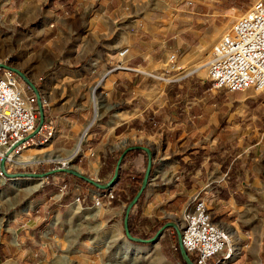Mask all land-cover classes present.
Masks as SVG:
<instances>
[{
    "label": "crops",
    "instance_id": "0c3cea01",
    "mask_svg": "<svg viewBox=\"0 0 264 264\" xmlns=\"http://www.w3.org/2000/svg\"><path fill=\"white\" fill-rule=\"evenodd\" d=\"M254 1L0 0V63L21 72L50 100L56 115L53 153L81 141L70 165L79 174L58 170L34 178L45 180L48 202L35 203L34 211L46 205L60 211L77 196L74 209L82 203L94 206L98 196L104 209L111 204L120 210L128 198L129 176L146 169L147 146L151 171L133 207L137 221L147 223L144 231L167 213L183 212L198 195L208 200L212 218L239 245L234 258L216 262L212 257L209 264H264V94L252 87L214 88L203 72L230 18ZM124 48L127 53L120 56ZM172 54L174 69L168 62ZM17 76L27 93L35 92ZM102 76L97 87H108V103L96 99L92 88L96 117L90 121L89 92ZM47 129L43 123L32 138L41 140ZM128 146L133 147L122 157V176L108 201L106 188L97 183L110 179L115 160ZM70 152L51 156L60 161L69 159ZM118 210L105 221L111 236L124 237ZM36 226L34 242L42 237ZM16 230L21 231L19 224ZM20 239L0 234V264H26L28 245ZM159 247L164 257L179 261L175 247Z\"/></svg>",
    "mask_w": 264,
    "mask_h": 264
},
{
    "label": "rangeland",
    "instance_id": "374dc122",
    "mask_svg": "<svg viewBox=\"0 0 264 264\" xmlns=\"http://www.w3.org/2000/svg\"><path fill=\"white\" fill-rule=\"evenodd\" d=\"M249 5H251V3H249L248 6ZM237 17L238 15L230 18V21L224 32L230 30L231 26L233 25V22ZM210 55L211 53L208 54L207 58L205 59V63H207V61L210 59ZM203 67V72L206 74V64ZM92 87L93 84L91 85V90ZM100 90L105 95H99L97 92L96 99H104L108 103L106 99L108 98V93L105 90V87H101ZM89 95V107L91 115L93 116H91L92 119L90 121H92L96 117V113L94 114L95 111L92 104V93L89 92ZM85 127H87V125ZM50 140L47 142H38L37 138H33L30 142V145L26 147L22 151V154L19 156L30 158L35 157L38 158L39 161H35L34 163L31 162L24 165H13L10 168L9 172L42 171L45 167L50 169V165H54L55 163L70 166L77 154L73 158H69L70 160L66 159L68 160V162H64L62 160L59 161L57 159L49 160L48 158H55V156L52 157L51 154H66L73 150L75 146L73 148L71 147L72 149H70L69 151L61 150L58 153H53L52 150H56L57 147L50 146ZM79 147L81 149V145ZM19 156H17V158ZM261 167L262 173L264 175V159L261 163ZM261 178L262 181L260 182L264 185V177L262 176ZM39 180H41L42 184L34 191L28 193L27 188L32 187L35 183L37 184L38 182H40ZM44 185L45 180L42 179H12L8 176H5V174H2L0 176V225L2 224L0 227V234L5 233L6 237H14L15 234L17 241H21L20 238L24 240L25 244L28 245L27 250H25L26 264L181 263L176 259L172 260L167 256L164 257L159 251L160 244L164 246V249L166 251L169 248L177 246V229L175 227H166L160 234V241L156 239L151 243H131L128 241L126 235L124 237H117L114 233H112L111 236L110 226L107 225L105 221L109 217H114L113 213L115 212V210H118L119 205H116V207H114V205L112 207L110 206L111 204H109V210L104 209V207L107 208V205H104L103 207L99 205L101 211L99 216H97L95 219L91 218L90 214L93 213L94 209L97 208L98 205L92 206L91 204L88 205L82 203L79 204L81 208L76 210L73 208V204L75 202H79L77 197H75V200L77 201H74L71 205L69 204L70 206L67 205L60 211L50 205H46L45 207H43V210L35 212V203L46 202V196L42 191ZM126 200L124 201V203H121V209L118 210L120 213L118 218L119 221L122 222V224L125 207L128 203V201L126 202ZM181 213L175 211H173L172 213H167L168 216L159 220V222L153 228H150L148 232H145L147 228V223L145 221V223H143L142 225L141 222L137 221V224L140 226V232L145 234H150L154 232V230L160 224H162L163 222L166 223L167 221H174L177 225V228H179V225L182 223ZM36 218H38L39 220L35 221ZM42 220H44L45 222L39 225L38 221ZM111 221L112 220L108 221V223ZM23 222H26V224H24ZM18 224L21 227V231L24 233L16 230ZM35 226L37 227L39 233L42 235V237H37L36 242H34V238L32 237V229H34ZM23 227H26V232L25 230H23ZM29 234L31 235V237H29ZM28 240L33 241L34 244L32 242L30 243ZM129 245L140 246L141 248H143V252L140 253V255H136L133 253H125V248ZM39 247H43L46 252H43L41 254Z\"/></svg>",
    "mask_w": 264,
    "mask_h": 264
},
{
    "label": "built area",
    "instance_id": "2783aa9c",
    "mask_svg": "<svg viewBox=\"0 0 264 264\" xmlns=\"http://www.w3.org/2000/svg\"><path fill=\"white\" fill-rule=\"evenodd\" d=\"M126 53L124 48L119 55ZM168 62L170 69H174L173 54L168 57ZM206 75L215 88L243 90L252 87L264 94V0H255L214 44L206 64ZM157 77L165 81L172 79L169 75ZM37 100L35 92L25 91L24 83L15 72L0 68V160L5 157L0 175L16 165L12 162V155H19L33 139L29 137L21 141L37 125ZM40 103L44 113L43 123H47L48 129L38 142H47L55 132L56 115L51 111L50 100L41 94ZM65 186L63 184L62 187ZM104 194L110 201L114 197V185L107 188ZM93 204L101 205L98 196L94 197ZM181 217L182 223L178 228L181 244L194 256L195 264H209L212 257L219 262L236 256L238 243L226 228L212 218L206 198L194 196Z\"/></svg>",
    "mask_w": 264,
    "mask_h": 264
},
{
    "label": "water",
    "instance_id": "95a60500",
    "mask_svg": "<svg viewBox=\"0 0 264 264\" xmlns=\"http://www.w3.org/2000/svg\"><path fill=\"white\" fill-rule=\"evenodd\" d=\"M0 68L11 70V71L17 73L18 75L22 76L27 82L30 83V85L33 87L35 93L37 94V98H38L37 104L39 106V119H38V122H37V125H36L35 129L31 133L26 135L21 140V141H23V140H25V139H27L29 137H32L36 132H38L40 130L42 124H43L44 113H43V110H42V107H41V103H40V93H39L38 89L35 87V85L33 83H31L26 76H24L21 72L17 71L15 68L7 66V65H5L3 63H0ZM132 147L133 146H128L121 153V155L119 156V158H118V160L116 162L114 172H113L112 176L110 177V179L107 182H105V183H97L99 186L104 187V188L107 189L110 186L115 184L116 179L118 177L119 167H120V162L122 160V157H123L124 153L128 149H130ZM143 148L147 151L149 160H148V163H147V166H146V169H145V173H144V176H143V179H142V183H141L138 191L136 192L134 197L130 201H128V203L126 204V207H125L124 218H123V227H124L125 235H126L127 239L130 242H134V243H138V244H140V243H151V242L155 241L156 239H158V237L160 236V234L162 233V231L166 227L173 226V227H175L177 229V242H178L179 248H180V250L182 252V255L184 257L185 264H195L193 262V260L190 259L188 253L186 252L185 248L181 244L180 230L177 228V225H176V223L174 221H167L166 223H164L161 227H159L157 229V231L150 238H142V237L133 235L129 231V228H128V216H129L130 210H131L132 206L134 205V203L139 198L143 188L145 187V185H146V183L148 181V177L150 175V171H151V158H152L151 150L147 146H143ZM4 162H5V157H2L1 160H0V167L2 169H4ZM58 170L71 171L73 173L79 174L76 170L71 168L69 165H67V166L61 165V166H59V167H57L55 169H50V170H47V171H17V172H6V171H4L5 172L4 174H5V176H8L9 178H12V179L13 178H40V177H44L45 175H47L49 173H52V172H55V171H58Z\"/></svg>",
    "mask_w": 264,
    "mask_h": 264
},
{
    "label": "trees",
    "instance_id": "16d2710c",
    "mask_svg": "<svg viewBox=\"0 0 264 264\" xmlns=\"http://www.w3.org/2000/svg\"><path fill=\"white\" fill-rule=\"evenodd\" d=\"M124 157V156H123ZM116 161L117 159L115 160V164H116ZM144 173H145V169L141 172H139L137 175L132 173V175L129 176V181H130V184L128 186V189H127V192H128V198L127 200L130 201L134 195L136 194V192L138 191L141 183H142V179H143V176H144ZM121 171L119 170V173H118V177L116 179V182L114 184V196H115V192H116V189H115V186L119 183V179H121ZM128 180V179H127ZM122 185H126V182H122ZM133 207L134 205L132 206L131 210H130V213H129V216H128V228H129V231L133 234V235H136V236H139V237H142V238H150L156 231L159 227H161L164 222L162 224H160L155 230L154 232L152 233H141L136 227H135V222L137 221V218L136 216L133 214ZM139 222H141V225L143 223H145L142 219H138ZM176 251H177V254L179 256V261L183 264H185V260H184V257L182 255V252L179 248V245H178V242H177V246L175 247ZM187 252V251H186ZM188 253V252H187ZM189 257L191 260H193L195 262V258L194 256H192L191 254H189Z\"/></svg>",
    "mask_w": 264,
    "mask_h": 264
},
{
    "label": "bare ground",
    "instance_id": "6f19581e",
    "mask_svg": "<svg viewBox=\"0 0 264 264\" xmlns=\"http://www.w3.org/2000/svg\"><path fill=\"white\" fill-rule=\"evenodd\" d=\"M106 78V77H105ZM103 79H101V80H99L95 85H93V87L92 88H94V90H93V93L95 94V93H97L98 92V94L100 95H105L100 89H101V87H104V84L103 85H101L100 87L98 86L97 87V84H99L101 81H102ZM97 87V88H96ZM107 87V86H106ZM105 87V88H106ZM95 88H96V90H95ZM108 88V87H107ZM91 93H92V90H91ZM93 102V101H92ZM97 103V102H96ZM94 105V104H93ZM86 132H87V130H86ZM85 135H86V133L84 134V138H85ZM83 140V139H82ZM81 141H79V143H80ZM79 143L76 145V147L74 148V150H72L71 152H70V158H73L75 155H76V153L79 151ZM22 154V152L19 154V155H21ZM19 155H12V162L14 163V164H28V163H34L35 161H39V159L38 158H30V157H23V156H19ZM17 156H19L18 158H17ZM14 157H16V158H14ZM67 158V157H66ZM49 160H51L52 158H48ZM55 159H58V157H55ZM70 160V159H69ZM62 161H64V162H68V160H62ZM1 176V175H0ZM27 179H31V178H27ZM40 186V183H38V184H36V185H33L32 187H28L27 188V192L28 193H30V192H32V191H34L35 189H37L38 187ZM75 205V204H74ZM76 206V205H75ZM77 207H78V205H77ZM77 207H75L76 209H77ZM78 210V209H77ZM98 213H100L99 212V205L97 206V208H96V210H95V213L92 215L93 217H96V216H98ZM182 220V219H181ZM230 232V231H229ZM230 234H231V232H230ZM232 235V234H231ZM232 239L234 240L235 238H234V236L232 235ZM129 241V240H128ZM235 241V240H234ZM130 242V241H129ZM132 243V242H131ZM125 247V246H124ZM123 247V248H124ZM143 252V248H141L140 246H137V245H129L128 247H126L125 248V253H133V254H136V255H140V253H142ZM121 264H123V263H121Z\"/></svg>",
    "mask_w": 264,
    "mask_h": 264
}]
</instances>
